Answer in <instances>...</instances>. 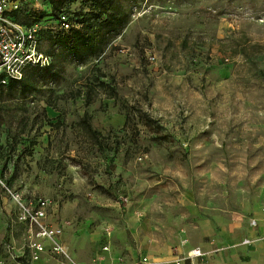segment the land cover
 I'll use <instances>...</instances> for the list:
<instances>
[{
	"label": "rangeland",
	"instance_id": "1",
	"mask_svg": "<svg viewBox=\"0 0 264 264\" xmlns=\"http://www.w3.org/2000/svg\"><path fill=\"white\" fill-rule=\"evenodd\" d=\"M18 1L20 22L38 25L40 48L55 57L56 37L67 31L50 0ZM88 5L73 0L65 10L74 21ZM134 11L99 63L66 65L53 83L63 96L56 107L42 91L3 106L1 176L24 201L53 202L50 214L86 264L111 241L125 254L121 236L150 258L165 257L198 243L202 217L264 218V0H138ZM10 132L20 133L13 147ZM19 217L20 203L0 186V264L33 263ZM82 233L97 234L96 247L79 252ZM105 255L100 263L112 264Z\"/></svg>",
	"mask_w": 264,
	"mask_h": 264
},
{
	"label": "trees",
	"instance_id": "2",
	"mask_svg": "<svg viewBox=\"0 0 264 264\" xmlns=\"http://www.w3.org/2000/svg\"><path fill=\"white\" fill-rule=\"evenodd\" d=\"M71 1L73 0H50L59 20H62V15L67 14L73 24L69 31L66 30V33L56 37V42L62 50L53 57L52 65L47 68L29 67L21 79H10L6 83L0 81V129L5 122L7 112L5 107H10L16 99L26 100L39 91L48 92L49 96L52 95L53 98H46L43 101L49 106L56 107L57 101L63 96L57 93L53 83L60 81L61 73L66 65L74 63L77 66L91 64L95 66L97 64H94L95 59L103 55L110 45L113 46L114 40L128 29L133 21L134 7L138 4V0H88L87 9L82 8L74 22L65 10V6ZM151 1L153 0H148V2ZM19 11L20 9L15 11L18 21H20L18 18ZM30 71H34V75H29ZM1 79L2 77H0ZM94 84L104 89L109 97L117 100L116 89L103 81L101 77H96ZM55 94L58 95L54 98ZM86 102L89 103V99ZM130 112L131 110L126 111L128 114ZM87 117L88 115L85 114L82 121L84 125H87L86 128L90 127L92 136L98 142L99 148L102 149L103 135L101 131L89 125ZM19 137L20 133L10 132L7 137V144L13 147L18 142ZM37 142L36 138H32L29 141V146H35Z\"/></svg>",
	"mask_w": 264,
	"mask_h": 264
},
{
	"label": "built area",
	"instance_id": "3",
	"mask_svg": "<svg viewBox=\"0 0 264 264\" xmlns=\"http://www.w3.org/2000/svg\"><path fill=\"white\" fill-rule=\"evenodd\" d=\"M19 9L18 0H0V77H2L0 81L2 83H6L10 79H21L29 67L47 68L53 63V56L40 48L38 25H26L16 19L15 11ZM60 22L62 28L67 31L73 27L67 14L62 15ZM103 56L104 54L94 62L99 63ZM149 59L154 61L156 56L150 55ZM142 158L143 156L140 157V159ZM6 181V177L1 176L0 168V186L6 188L20 203L19 218L28 225L30 233L28 247L31 259L37 261L47 254L55 259L56 264H84L76 260L62 238L66 224L50 219L53 202L47 198H41L38 201L32 199L24 201L21 195L11 191ZM135 214L140 215L141 210L135 209ZM251 224L257 225V220L252 219ZM248 241L246 239L244 242ZM109 249V245L103 247L105 251ZM17 250V247L12 243L6 245V251L13 259L19 256ZM201 255L203 252L199 247L188 252L190 258ZM1 262L3 261L0 259ZM149 262V257L143 256L133 264H149ZM181 262V259L175 260V264H181Z\"/></svg>",
	"mask_w": 264,
	"mask_h": 264
},
{
	"label": "crops",
	"instance_id": "4",
	"mask_svg": "<svg viewBox=\"0 0 264 264\" xmlns=\"http://www.w3.org/2000/svg\"><path fill=\"white\" fill-rule=\"evenodd\" d=\"M50 213H52L51 209ZM226 216L227 217L224 216L221 219L209 218L206 216L202 217L199 225L200 238L198 243L179 255L172 253L165 257L154 256L150 258V255L144 252L143 249L137 251L131 241L121 236L123 242L121 248L125 249V254L122 253L120 248L114 246L111 241V246L108 251L101 252L97 249L94 252V262L90 264H101L100 262L106 258V253L107 259L109 257L112 258V264H121L120 262H122V264H133L139 261L143 256L149 257V264H175V260L177 259L182 260L181 264H264V218L262 216L249 217L235 214ZM50 219L54 222H62V220L59 221L53 218L51 214ZM252 219L257 220V225L251 224ZM135 226L136 225H133V229H136L137 226ZM67 235L68 233L66 232L65 225L62 238L72 255L77 259L67 239ZM84 236L85 235L82 233L74 240L76 242L75 247L79 252L81 251L79 248H91V246L96 247L97 245L91 242L94 239H98L97 234L93 237L89 235ZM110 237L111 235L109 238ZM246 239L249 241L244 242ZM197 247L201 248L203 255L190 258L188 252ZM49 256L50 255L44 254L43 258L37 261H43L45 257ZM97 260L98 263H95ZM34 262L35 261H33V263Z\"/></svg>",
	"mask_w": 264,
	"mask_h": 264
}]
</instances>
